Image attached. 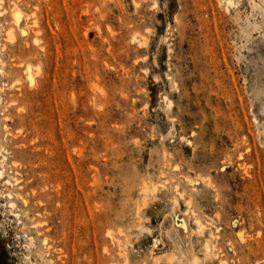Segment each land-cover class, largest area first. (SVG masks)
<instances>
[{
	"label": "rangeland",
	"instance_id": "obj_1",
	"mask_svg": "<svg viewBox=\"0 0 264 264\" xmlns=\"http://www.w3.org/2000/svg\"><path fill=\"white\" fill-rule=\"evenodd\" d=\"M0 264H264V0H2Z\"/></svg>",
	"mask_w": 264,
	"mask_h": 264
},
{
	"label": "bare ground",
	"instance_id": "obj_2",
	"mask_svg": "<svg viewBox=\"0 0 264 264\" xmlns=\"http://www.w3.org/2000/svg\"><path fill=\"white\" fill-rule=\"evenodd\" d=\"M0 2L2 3V0H0ZM14 18H15V19H14V21H15L14 23L18 24V20H19V18H20L19 13H18V14L15 13V14H14ZM10 37H11V36H10ZM13 38H14V37H13ZM13 38H12V39H13ZM2 174H3V173H2ZM198 223H199V222H198ZM199 225H200V224H199ZM169 256H170V255H169ZM173 257H174V256H173ZM171 259H172V258L170 257L169 260H171ZM157 260H158V259H157ZM158 261H159V260H158ZM158 261H155V262H158ZM171 261H172V260H171ZM194 262H195V261H194ZM169 263H170V262H169ZM172 263H173V262H172Z\"/></svg>",
	"mask_w": 264,
	"mask_h": 264
}]
</instances>
